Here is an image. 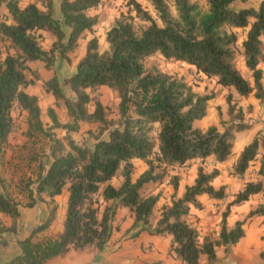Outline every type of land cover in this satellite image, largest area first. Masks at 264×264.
Segmentation results:
<instances>
[{"label": "trees", "instance_id": "1", "mask_svg": "<svg viewBox=\"0 0 264 264\" xmlns=\"http://www.w3.org/2000/svg\"><path fill=\"white\" fill-rule=\"evenodd\" d=\"M54 1L31 0L20 6L17 0H0V10L5 9L0 17V41L4 43L0 49V157L14 129L13 111L17 109L24 113L21 135L29 144L24 159L30 171L17 181L23 203L7 193L4 185L0 191V214L8 220L0 219V247L7 245V233L16 232L19 207L43 203L46 209L40 223L15 239L18 252L3 264H45L70 250L100 251L117 229L113 219L119 208L131 214L125 234L133 232V237L146 231L169 236L167 253L179 264H201L203 257L209 262L219 248L226 252L243 237L245 218L264 215V205L259 204L244 218L227 225L229 207L262 189L264 137L254 136L245 144L230 171L241 177L253 164L261 178L244 181L231 195L220 213L216 233L200 235L189 221L191 209L201 208L198 197L219 200L227 195L224 185H212L219 175L217 168L205 170L198 165L192 183L184 185L178 197L158 207L159 193H145L144 188L150 182L160 183L169 168L185 166L190 160H226L232 153L235 133L248 129L249 124L244 122V110L227 93V120L218 119L222 129L214 125L194 127L193 122L205 115L207 101L214 93L200 94L181 77L156 68L145 69L142 60L157 53L165 60L193 67L213 79L218 88L261 101L264 0H258L255 7L239 8L232 5L248 0H204L205 9L191 0H144L151 12L136 0H127L125 11L113 18L104 33L106 48L98 50L97 38L90 37L72 72L63 79L72 96H65L53 71L42 81L44 92L65 115L60 121L48 106L45 114L49 123L43 124L37 96L25 91L39 78L29 63L39 61L44 69L51 70L55 52L69 63V53L82 34L92 31L97 23L96 14L88 11L102 3L58 0L55 10ZM239 33L243 37L238 42ZM45 36L50 38L47 48L41 45ZM238 56L250 79L236 67ZM102 86L116 93L115 118L100 101L98 90ZM84 123L95 124L94 129L85 130L92 143H76L70 136ZM54 129L64 134L58 138ZM43 157L49 159L47 165ZM134 159L146 165L135 178ZM118 170L121 181L113 185L111 179ZM169 180L175 189L177 176L170 175ZM63 192L66 198L59 228L46 234L56 223L59 204L55 197ZM155 209L157 214L151 221Z\"/></svg>", "mask_w": 264, "mask_h": 264}, {"label": "rangeland", "instance_id": "2", "mask_svg": "<svg viewBox=\"0 0 264 264\" xmlns=\"http://www.w3.org/2000/svg\"><path fill=\"white\" fill-rule=\"evenodd\" d=\"M18 4L20 6H23L27 2H30L31 0H17ZM126 1L127 0H102V3L96 6L94 9L89 10L88 12L90 14H96L97 16V23L93 27L92 31L90 32H84L82 34V37L78 40L77 47L73 50V52L69 53L70 61L75 60L76 58L78 59L82 54L84 50V46L86 41L92 37L95 36L98 41V50H103L106 48V44L104 42V33L109 27L111 21L113 20L114 17L118 16L120 12L125 11L126 9ZM138 1L142 6H144L146 9H148L151 12L150 6L145 2L144 0H136ZM191 1H196L198 5L202 8L205 9L206 5L204 0H191ZM258 0H248L245 4L240 3L236 1L232 7L233 8H239L242 6H252L255 7L257 5ZM5 13V9L1 8L0 10V17ZM64 33H67V29L63 28ZM239 32V31H238ZM238 42L240 39H242L243 35L239 33L238 35ZM50 41V38L46 37L42 40L41 45L44 48L48 47V43ZM4 47V43L0 41V49ZM264 49V46H263ZM37 62H34L30 67L35 69L41 65L40 64H35ZM66 62L63 60L61 64H56V66H53L51 68L50 74L52 71L56 74H58L59 77L67 76V73L69 72L68 65L69 63L65 64ZM143 67L145 69H151V68H156L162 72L168 73V74H173L176 75L177 77H181L185 82L191 85L192 89L200 94L203 93H209L213 92V98L207 101V106H206V113L204 117L202 118V122L200 123L201 128L200 129H205L209 125H214L217 130H221L222 128L220 127L218 119L221 120H227V115H226V103L224 100V97L227 93H230L233 102L237 105V102L239 101L238 97L233 94L231 90H228L226 88H218L214 84V80L210 78L204 77L202 74L195 72L193 67L179 62V61H168L163 59L159 54H153L148 57H145L142 60ZM236 67L240 71V73L245 77L250 79V74L249 72L245 69V67L242 65V60L241 57L238 56L236 59ZM259 67L264 71V61L259 64ZM50 76V75H49ZM43 81V80H42ZM41 82V81H40ZM39 82V83H40ZM38 82H34L33 85H30L28 87V92L34 93L36 95H41L40 97V106L42 108V112L40 113V118L41 121H46L45 124L49 123V120L45 114V109L50 106L52 103L49 99L46 98L44 94H42V89L43 86L40 85ZM61 81V85H62ZM65 89V96L70 97L71 95L68 93L67 89L65 86H63ZM98 95L100 98V101L102 102L103 105H105L107 111L109 112L110 117H116V103H117V97L116 93L113 90H110L108 88L102 89V91L98 90ZM52 107L54 111L56 112L58 119L60 121L65 120V115H64V110L63 108L58 105L54 106L52 104ZM219 112V115H218ZM18 113V115H16ZM253 110L251 109V106L248 105L244 109V122L247 124L249 123V120H252L253 118H261L262 116H253ZM13 116H14V129L11 132L9 136V144L6 146L4 150V154L2 157H0V179L2 180V185L0 183V191H4L3 185L5 187V190L7 193L12 195L13 197L19 199L21 203L24 202L22 199V194L18 192L17 190V181L22 174H28L30 171L26 168V162L24 159V155L26 154V147H29L28 142L26 141V138L21 135L22 129H24L25 124H24V114L19 113L17 109H14L13 111ZM262 120H264V117H262ZM250 125V124H249ZM254 126V124H253ZM94 129L95 124H82L80 127V130L71 133L70 136L73 139L74 142L80 143L82 141H86L87 143H92L91 138L85 133L86 129ZM250 128V127H249ZM248 128V129H249ZM262 129H264V125L261 126ZM155 127L153 130L155 131ZM246 129L242 131L240 134H238V138H234V143L233 146L236 143H248L254 136H262L258 132H251V130ZM54 134L56 137L60 138L61 135V130L60 129H55ZM22 139H21V137ZM12 143V144H11ZM13 145V146H11ZM245 145V144H244ZM261 151V150H260ZM6 154V155H5ZM235 154L236 152L233 151L232 147V153L230 156L224 160L223 162L219 163L218 166H216V163L213 161L211 158H206L204 161L201 163L198 160H194L192 162H188L185 166L182 167H173L169 168L167 170V175L163 178V180L160 183H153L150 182L148 183L145 188L144 192L145 193H159V198L156 203V207H158L162 203L169 202V200L172 197H178L182 191H183V186L184 185H189L192 183L193 178L196 173V167L198 165H201L205 170H210L211 168H217L219 170L220 176L216 179L214 182V187L217 188L220 185H224V189L226 192V196L223 199L219 200H212L209 199L210 201V209L214 216L217 218V227L216 229L214 228L215 224H211L210 222L207 223V227H210L209 233H216L219 227V218H220V213L223 211L225 204L231 199V195L235 193L238 189L242 188V184L245 179H251L255 178L253 174H255V166L253 164H250L243 175L241 177H238L236 175L230 174L231 171V166L235 161ZM9 155V156H8ZM8 157V158H7ZM43 162L45 165L48 164L49 159L47 157L42 158ZM255 165V164H254ZM133 173L132 177L135 178L138 174H140L145 168L146 165L143 161L141 160H133ZM24 174V175H25ZM170 175H176L177 176V186L175 189L172 188L169 177ZM121 181V176L119 173V170L117 171L115 177L111 179V184L116 185ZM259 200L262 201L264 205V193L262 191H259ZM58 204L60 206L58 212L56 213V223L54 224V227L51 228L46 234H52L53 231L59 228V219L61 217V213L64 209V196L63 194L59 195L56 197ZM251 204V203H249ZM261 204L260 202H257L256 204L245 207V202L241 203L239 205H233L229 207V213L227 216V225L230 226L233 220L235 219H242L246 216L248 211L251 209H254L257 205ZM44 207L43 203H37L31 208H24V207H19L20 211V217L17 220V229L15 234L7 233L6 237H10L11 242H14L15 239H19L24 237L28 230L40 223L43 220V217H41L39 213V208ZM157 214V210L155 209L152 215V220L155 219ZM131 214L129 213L128 210L125 208H119L114 216L113 219V224L116 225L117 229H119V226L123 225L125 221H131ZM194 215L191 214L189 217L190 222H192ZM251 218V217H250ZM249 217L245 218L244 222H249L251 220ZM0 219L8 223L7 218H4L0 214ZM213 222V221H212ZM233 224V223H232ZM243 227V226H242ZM125 234V232L123 233ZM122 234V235H123ZM204 234V233H203ZM200 233V235H203ZM8 244V243H7ZM7 246V245H6ZM4 246V247H6ZM220 249V248H219ZM2 250V249H1ZM0 250V257H3L5 255H8L9 253V248L3 249V251ZM228 251V250H227ZM226 251V252H227ZM226 252H223V256L225 257ZM260 259H264V255H260ZM54 259V258H53ZM56 260L48 261L46 264H52ZM203 261V258L202 260Z\"/></svg>", "mask_w": 264, "mask_h": 264}, {"label": "crops", "instance_id": "3", "mask_svg": "<svg viewBox=\"0 0 264 264\" xmlns=\"http://www.w3.org/2000/svg\"><path fill=\"white\" fill-rule=\"evenodd\" d=\"M54 5H55V10H57L58 0L54 1ZM76 61H77V58L73 61L71 60L69 64H67V62L65 63L68 65V69H69L67 76L59 77L58 74L56 73L59 79V87L63 92H65V89L63 87L65 85L63 83L61 85V81L63 82V79L67 78L69 74L72 72ZM34 62H37L35 64H40L39 61H33L29 63V66L34 64ZM61 62H63V60L60 59L57 52H55V60H54L53 66H56V64H61ZM36 72L39 76L36 82L39 83L41 81L39 83L40 85H42L41 84L42 80L45 81L49 77V75H51L50 71L44 69L41 65L36 68ZM28 87L29 86L25 88V91L28 94H34L31 92H28ZM104 88L105 87L103 86L100 87L99 91H102V89ZM230 90L233 92L234 95L238 97L239 101L237 102V105L240 106L242 110H244L245 107L250 105L251 109L254 112L253 116L257 117L260 115L264 117V97L262 98L261 101H258L252 95H248L246 97L238 96L232 89ZM68 93L72 96L71 92L68 91ZM42 94H44L46 98L49 99L51 103L53 104V98L51 97L49 93L44 92V90L42 89ZM36 96L38 99V106H39L40 113H41L42 108L40 106V97L42 96L39 94ZM52 104L50 105V107H52ZM16 115H18V113H16ZM262 117L253 118L252 120L248 121L249 122L248 124H250L249 129L251 130V132H258V134L260 133L262 137H264V129L261 128V126L264 125V120H262ZM202 118L199 120H195L193 122V126L197 128H201L200 123L202 122L201 121ZM42 122L43 124L46 123V121H42ZM242 131L235 133L236 139L238 138V134H240ZM63 134L64 132L61 130V135ZM244 144L246 143L241 144V143L235 142L233 146V151L236 152L235 157L237 156L241 148L244 146ZM134 160H138V159H134ZM192 161L194 160H190V162ZM215 163H216V166H218L219 163L221 162H215ZM256 167L254 169L255 172H256ZM253 175L256 179L261 178L260 176H257V173ZM218 176H220V174ZM218 176L214 178V180L212 181V185H214V182L216 181ZM255 178L245 179L244 181L254 180ZM62 194L64 196V201H65L66 192H63ZM259 196H260L259 193H256L253 196H251L248 200L244 201L245 207L247 208L249 206H252L256 204L257 202H260L263 205L262 201L258 199ZM198 200L201 204V208L191 209L190 212L191 214L194 215L191 223L198 230L199 234L200 233L207 234L209 233L208 231H210V227H207V223L211 221L210 223L213 225L215 224L214 228L216 229L217 227L216 223L218 221H217L216 216H214V214L212 213L210 209L211 203L209 199L207 198V196L201 195L198 197ZM249 203H251L252 205ZM59 208L60 206L58 207L57 212ZM39 213L41 217H43L44 219L46 215L45 207L41 206L39 208ZM62 216H63V211L61 213V217L59 221H61ZM235 220H238V219H235ZM235 220H233V222ZM249 220L251 221L244 222L242 225L243 226L242 227L243 237L234 246L229 247L227 249L228 251L226 250L227 252L225 254L226 255L225 257L223 256L222 249H216L214 259L207 262L206 259L203 257V261L201 262V264H264V259H260L259 257V253L264 251V215L251 216ZM130 223L131 221L129 220L125 221L123 225L119 226V229L113 230L107 245L102 250L96 251L95 249H92V248H85L83 250H70L63 256L55 257L54 259L56 261L52 264H179L178 260H176L171 254L167 253L169 236L152 235V234L147 233L146 231H140L135 236L130 237V235L133 232H130L128 234H123L125 232V229L128 228V226L130 225ZM5 239L8 240V244L6 247H0V250L2 249L1 251H3V249L7 250L9 248L10 251L8 255L0 257V264H3L7 259H9L11 256H13L14 254L18 252L15 240L14 242H11L10 240H12L13 238L10 239V237L8 236L6 237V235H5ZM54 259H51L49 261H52Z\"/></svg>", "mask_w": 264, "mask_h": 264}, {"label": "built area", "instance_id": "4", "mask_svg": "<svg viewBox=\"0 0 264 264\" xmlns=\"http://www.w3.org/2000/svg\"><path fill=\"white\" fill-rule=\"evenodd\" d=\"M262 179H263V184H262V189H261V191L264 193V176L262 177Z\"/></svg>", "mask_w": 264, "mask_h": 264}]
</instances>
